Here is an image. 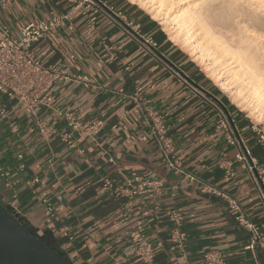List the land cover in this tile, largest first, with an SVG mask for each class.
<instances>
[{
  "label": "crops",
  "instance_id": "1",
  "mask_svg": "<svg viewBox=\"0 0 264 264\" xmlns=\"http://www.w3.org/2000/svg\"><path fill=\"white\" fill-rule=\"evenodd\" d=\"M105 1L152 35L157 50H147L135 30L114 22L112 15H100L92 28L80 10L34 43L43 63L66 64L88 81L76 76L60 81L54 107L41 106L36 115L0 93V110L6 111L0 117V164L9 172L8 180L0 176V199L71 264H147L134 259L133 230L154 243L164 240L154 264H205L207 250H220L226 264H264V251L250 247L251 234L229 202L235 198L264 233V198L247 163L235 158L237 146L217 130L216 105L230 111L263 166L264 142L156 20L129 0ZM71 7L69 0H12L0 6V20L18 35L28 22ZM146 106L163 116L179 168L165 160ZM59 112L81 121L99 119L103 126L96 134L73 132L70 145L62 138L69 127ZM230 166L234 175L228 174ZM133 171L161 180L162 190L145 187L130 199L102 189L100 178L126 187ZM44 196L53 208L49 214ZM170 210L184 216L183 251L166 241L174 225Z\"/></svg>",
  "mask_w": 264,
  "mask_h": 264
},
{
  "label": "built area",
  "instance_id": "2",
  "mask_svg": "<svg viewBox=\"0 0 264 264\" xmlns=\"http://www.w3.org/2000/svg\"><path fill=\"white\" fill-rule=\"evenodd\" d=\"M12 0H0V6L11 4ZM72 7L69 11L60 15L52 16L48 20H37L28 22L15 35L10 26L0 20V93L14 100L17 104H25L32 114L36 115L37 110L41 106L49 108L54 107L55 95L54 91L60 81L75 77L70 68L66 64H45L35 54L33 50L34 43L46 36L49 32L56 31L66 25V21L75 10H80L81 13L88 17L91 27L94 28L100 15H112L111 20L114 22H124L127 27L133 28L138 34L143 46L155 52L158 48V41L150 34L142 33L139 24L126 18L122 11L115 10L109 6L105 0H69ZM118 18L121 20L119 21ZM141 34H140V33ZM111 50L112 48L109 47ZM110 57L113 54L110 53ZM75 79H83L86 81V76H76ZM139 96L138 94L134 97ZM139 98V97H137ZM147 120L151 126V130L156 137V140L161 148L165 160L171 168L177 169L180 167V162L174 154V143L166 125L164 124L163 116L152 112L148 106ZM217 123L216 128L222 132L229 144L236 145L238 150L235 158L239 161H245L248 166L254 181L259 186L261 195L264 198V166L252 155L251 148L246 144L238 124L230 111L223 104H217ZM68 124L69 130L62 134V138L68 144L72 145L73 132L80 131L87 134L98 133L103 121L99 119L81 121L78 120L73 113H60ZM6 111L0 110V117H5ZM41 131L48 132L45 123L39 124ZM11 128L13 131L18 129V125L12 122ZM252 129L256 132V127L252 125ZM260 141H263L264 135L257 131ZM23 155L20 154L19 158ZM112 160V159H110ZM261 165V166H260ZM233 166V165H232ZM228 168V174L234 175L233 167ZM24 168V165H21ZM0 176L8 180L9 172L0 164ZM103 190H111L115 195H127L130 199L134 198L139 193V190L145 187H151L156 192H160L163 188V182L147 177L145 174L131 172L126 176V187L115 186L111 178H100ZM7 183H10L9 181ZM46 196V193H44ZM44 196V197H45ZM47 204V212L51 213L53 208L48 203L47 198L43 200ZM231 207L237 212L236 219L238 223L247 229L251 234V248H259L264 251V233L261 225L249 219L240 203L235 198H230ZM131 201L127 206L130 209ZM168 215L173 222L166 241L171 244V247L180 250L185 249L187 241V233L182 229V221L184 216L176 211H168ZM131 239L135 245L134 259L136 261L147 264H154L155 256L160 248L164 246V240L151 242L145 238L138 230L131 232ZM205 264H226L225 256L220 250H207L203 254Z\"/></svg>",
  "mask_w": 264,
  "mask_h": 264
},
{
  "label": "bare ground",
  "instance_id": "3",
  "mask_svg": "<svg viewBox=\"0 0 264 264\" xmlns=\"http://www.w3.org/2000/svg\"><path fill=\"white\" fill-rule=\"evenodd\" d=\"M129 1L164 24L169 38L191 51L238 105L264 117V37L246 20L257 6L246 9L242 0H221L229 9L235 8L223 16L216 0ZM257 2L264 6V0ZM208 17L216 20L215 27L206 23Z\"/></svg>",
  "mask_w": 264,
  "mask_h": 264
},
{
  "label": "water",
  "instance_id": "4",
  "mask_svg": "<svg viewBox=\"0 0 264 264\" xmlns=\"http://www.w3.org/2000/svg\"><path fill=\"white\" fill-rule=\"evenodd\" d=\"M0 264H71L0 199Z\"/></svg>",
  "mask_w": 264,
  "mask_h": 264
},
{
  "label": "rangeland",
  "instance_id": "5",
  "mask_svg": "<svg viewBox=\"0 0 264 264\" xmlns=\"http://www.w3.org/2000/svg\"><path fill=\"white\" fill-rule=\"evenodd\" d=\"M218 1V11L221 12L223 14V16L225 15H229L231 13H233V11L235 10V8L233 9H229V7L222 2L221 0H216ZM257 1L260 0H242V4L244 5V7L246 9L247 6H249L250 4L254 5L255 7L257 6V11L253 14H251V19H248V16L246 17L247 20V24L250 26L251 29H253L254 31H256L260 36L264 37V6H260L259 3ZM263 1V0H261ZM136 4V3H134ZM137 6H139L142 10H144L150 17L151 14L148 12V10H146L144 7H141L140 5L136 4ZM250 12L247 11V14H249ZM153 18V17H152ZM154 20H156V22L158 23V25L164 30V32H166L167 36L168 35V30L165 29L164 24H161L159 20L153 18ZM206 23L210 26V27H215L216 25V20L214 18L208 17L205 19ZM193 60L194 62H196L203 70V72L212 80V82L215 84L217 90L226 97L227 102L231 103L232 105H234L236 108L240 109L243 114H245L250 122L251 125H254L256 127V132L260 130V134L264 135V117H260L257 114L252 113L250 110L248 111V109H245L244 107L238 105L232 98V95L227 92L224 91L221 86L219 85V83L209 74V72L207 71L205 65L203 63H200L199 59L197 60V58H195L194 54L189 51L186 47H184L182 44H178ZM211 76V77H210ZM258 118V119H257ZM264 142V139H263ZM261 166V165H260Z\"/></svg>",
  "mask_w": 264,
  "mask_h": 264
},
{
  "label": "trees",
  "instance_id": "6",
  "mask_svg": "<svg viewBox=\"0 0 264 264\" xmlns=\"http://www.w3.org/2000/svg\"><path fill=\"white\" fill-rule=\"evenodd\" d=\"M225 97V96H224ZM226 98V97H225ZM231 106L235 107L234 105H232L231 103H229ZM236 108V107H235Z\"/></svg>",
  "mask_w": 264,
  "mask_h": 264
}]
</instances>
